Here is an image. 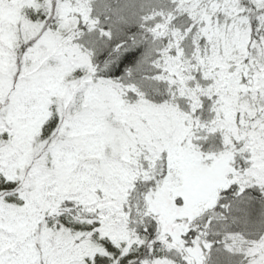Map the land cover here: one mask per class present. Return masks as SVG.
Listing matches in <instances>:
<instances>
[{"label": "snow or ice", "instance_id": "6c2138e0", "mask_svg": "<svg viewBox=\"0 0 264 264\" xmlns=\"http://www.w3.org/2000/svg\"><path fill=\"white\" fill-rule=\"evenodd\" d=\"M0 264H264V0H0Z\"/></svg>", "mask_w": 264, "mask_h": 264}]
</instances>
